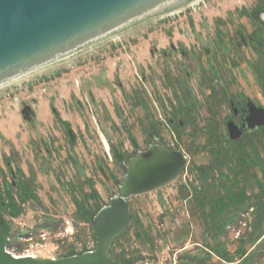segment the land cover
<instances>
[{
	"label": "rangeland",
	"instance_id": "rangeland-1",
	"mask_svg": "<svg viewBox=\"0 0 264 264\" xmlns=\"http://www.w3.org/2000/svg\"><path fill=\"white\" fill-rule=\"evenodd\" d=\"M254 4L199 0L0 88L1 200L7 204L4 183L13 182L18 212L11 218V209L0 208L10 230L8 252L29 250L41 259L92 252L88 214L117 195L126 160L155 135L187 164L168 184L128 199L129 229L115 244L121 264L173 255L238 263L237 239L252 230L256 215L249 208L264 188L261 174L250 168L237 178L230 203L220 188L232 181L228 172L201 176L192 166L214 159L209 151L217 141H207L204 130L211 114L227 140L229 121L241 136L257 129L243 117L249 103L264 108V55L259 61L249 43L256 27L239 16ZM260 37L264 43V27ZM213 208L216 221L235 222L217 240ZM223 242L227 250L215 255L212 248ZM257 259L253 264H264Z\"/></svg>",
	"mask_w": 264,
	"mask_h": 264
},
{
	"label": "water",
	"instance_id": "water-1",
	"mask_svg": "<svg viewBox=\"0 0 264 264\" xmlns=\"http://www.w3.org/2000/svg\"><path fill=\"white\" fill-rule=\"evenodd\" d=\"M160 1L0 0V84L146 20ZM243 121L249 129L264 126V108L249 103ZM227 131L233 141L241 136L232 121ZM186 164L183 153L157 144L130 158L117 195L93 218L92 252L60 259L16 257L7 250L9 238L0 221V264H114L108 253L130 223L128 199L168 184Z\"/></svg>",
	"mask_w": 264,
	"mask_h": 264
},
{
	"label": "trees",
	"instance_id": "trees-1",
	"mask_svg": "<svg viewBox=\"0 0 264 264\" xmlns=\"http://www.w3.org/2000/svg\"><path fill=\"white\" fill-rule=\"evenodd\" d=\"M263 13L264 0H255V4L251 9L242 8L239 11V16L248 19L256 27L255 30L249 35V37L252 49L255 51L259 61L261 62L264 55V43L261 42L260 28L264 27V23L261 21L260 15ZM215 96H218V94H215ZM216 105H218V103H216ZM179 109L181 108L179 107ZM215 110L218 111V108H216ZM211 116L212 117L209 120L211 122L204 128V130L207 141L211 139H213L212 141H217L213 142V145L209 151L210 157L214 159L207 166L197 167L193 165L192 169L199 173L201 176L203 175V172L207 170L211 173L214 171H219L220 173H223L224 171L228 172V174L232 176V181H228V186L224 185L220 188L222 189L224 195L229 198L230 203H233V201H236L234 191H236L238 187L236 180L240 176H244L247 173L248 169L257 168L264 183V128L259 127L255 131L247 133L234 141L227 140L222 138L218 124L215 121L216 115L211 114ZM4 185L5 191L7 193V204L4 205V199L1 200L2 192L0 190V208L6 207L7 209H11L10 217H16L18 216V212L14 210L15 199L10 192L13 188V185L8 184L7 182H5ZM94 196L98 197L97 193H94ZM217 204L218 202L215 203V206L213 207H216ZM76 208L79 207L77 206ZM249 209H252V212L255 209L256 216L253 224H250L252 228L250 233L240 236L237 239L239 242L238 250L236 251V256L238 257L237 264H253V261H255L254 259L258 260L257 258L264 257V221H262V219L264 218V188L258 195L254 197V203ZM98 210L99 208H96L94 211H90L85 222L92 225L93 218L97 214ZM212 213V219L214 220L212 232H214V238L217 240L220 236L228 234V227L234 225L235 222L229 221L227 218L218 219V221H216L215 218L217 214L215 208L212 209ZM240 215L241 214L238 215L236 223L238 220H240ZM0 221L5 227L9 238L10 230L7 226L6 221H4L2 217L1 210ZM128 229L129 227L127 228L126 232L128 231ZM126 232L113 241L108 253V256L111 258L114 264H121V256L115 253V244L126 234ZM246 245L253 246V249L250 252H247L245 248ZM8 248L9 245L7 244V249ZM222 249L227 250V244L224 242L222 244L217 243V245L212 248V252L215 255L219 256L221 255ZM258 254L262 255L256 258V255ZM205 256L206 259H210L209 254H205ZM178 259L184 264H203L206 262L205 260H199L196 257L188 256H180L178 257Z\"/></svg>",
	"mask_w": 264,
	"mask_h": 264
},
{
	"label": "bare ground",
	"instance_id": "bare-ground-1",
	"mask_svg": "<svg viewBox=\"0 0 264 264\" xmlns=\"http://www.w3.org/2000/svg\"><path fill=\"white\" fill-rule=\"evenodd\" d=\"M197 1H199V0H161V1L159 2L160 4L158 5V7L155 8V9H157V10H156L155 12L151 13V12L153 11V9H152V10L149 12V13H151V14L149 15L150 17H148L146 20L141 21V22H139V23H137V24H134V25H132V27H129V28H125V29L123 28V29H121V30H115V31H112V32H108V33H107L108 35H106L104 38L100 39V41H97V42H95V43L90 44L91 46L86 47V48L82 49V50L79 51V52H75V53H72V54H69V55L62 56V57H60L59 59L53 60V61H51V62H49V63L43 65L42 67L35 68V69L29 71L28 73L22 75V76L14 77V78H12V79H10V80H8V81H5V82H3V83L0 84V88H1V87H4L5 85H8V83H10V84H11V83H14V82L18 81L20 78H22V77H24V76H26V75H29V74H31V73H33V72H35V71H39V70H41V69H43V68H46V67H48V66H51V65L57 64V63H59V62H61V61H65V60H67L68 58H70V57H72V56H74V55H76V54H78V53H80V52H83V51L89 50V49H91L92 47L96 46L97 44L103 43V42L107 41V40L110 39V38H113V37H115V36H117V35H120V34L126 32V31L130 30V29L133 28V27H136V26H138V25H141V24L145 23L146 21H148V20H150V19L159 18V17H163V16H166V15H169V14H171V13H174V12H176V11L181 10L182 8L187 7V6L190 5V4H194V3H196ZM155 9H154V10H155ZM162 10H165V12H162ZM152 146H153V145H152ZM157 146H160V147H161V146L167 147V146H165V145H160V144H157ZM167 148H169V147H167ZM169 149H171V148H169ZM145 150H146V149H145ZM145 150H143V151H145ZM143 151H139V152H143ZM134 156H135V155H134ZM134 156H133V157H134ZM131 158H132V157H131Z\"/></svg>",
	"mask_w": 264,
	"mask_h": 264
},
{
	"label": "built area",
	"instance_id": "built-area-1",
	"mask_svg": "<svg viewBox=\"0 0 264 264\" xmlns=\"http://www.w3.org/2000/svg\"><path fill=\"white\" fill-rule=\"evenodd\" d=\"M231 227H228V230H230ZM45 236L42 237V240H44ZM13 254V253H11ZM15 255L16 257H25V256H31V257H34L33 253L29 252V250H25L23 251L21 254H13ZM140 264H184L182 263L177 255H173L172 257L170 256H167L166 258L164 259H153L151 261H145V262H142Z\"/></svg>",
	"mask_w": 264,
	"mask_h": 264
},
{
	"label": "flooded vegetation",
	"instance_id": "flooded-vegetation-1",
	"mask_svg": "<svg viewBox=\"0 0 264 264\" xmlns=\"http://www.w3.org/2000/svg\"><path fill=\"white\" fill-rule=\"evenodd\" d=\"M260 19H261V21L264 23V13L263 14H261L260 15ZM251 34V33H250ZM249 43H250V45H251V42H250V37H249ZM252 47V46H251ZM62 62V61H61ZM53 66V65H52ZM256 106V105H255ZM246 114V113H245ZM62 125H63V127H64V129L66 130V132H67V134H71V129H70V126H69V124L68 123H66V122H62ZM157 136V135H156ZM154 137V142L152 143V144H150V145H148L147 146V148L149 147V146H151V145H156V144H161L160 142H158L157 141V137H155V135L153 136ZM146 148V149H147ZM172 149V148H171ZM137 154V153H136ZM135 154V155H136ZM131 158V157H130ZM130 158H128V160H127V162H126V164H125V168H126V166H127V164H128V161H129V159ZM12 185H13V187H14V183L12 182L11 183Z\"/></svg>",
	"mask_w": 264,
	"mask_h": 264
}]
</instances>
